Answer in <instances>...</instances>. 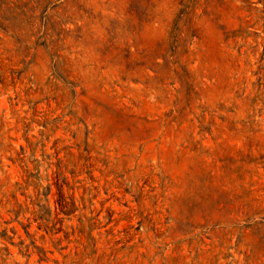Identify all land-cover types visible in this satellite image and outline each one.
<instances>
[{
  "label": "rangeland",
  "instance_id": "rangeland-1",
  "mask_svg": "<svg viewBox=\"0 0 264 264\" xmlns=\"http://www.w3.org/2000/svg\"><path fill=\"white\" fill-rule=\"evenodd\" d=\"M0 264H264V0H0Z\"/></svg>",
  "mask_w": 264,
  "mask_h": 264
},
{
  "label": "trees",
  "instance_id": "trees-1",
  "mask_svg": "<svg viewBox=\"0 0 264 264\" xmlns=\"http://www.w3.org/2000/svg\"><path fill=\"white\" fill-rule=\"evenodd\" d=\"M244 3H246V5H249V0H243Z\"/></svg>",
  "mask_w": 264,
  "mask_h": 264
}]
</instances>
